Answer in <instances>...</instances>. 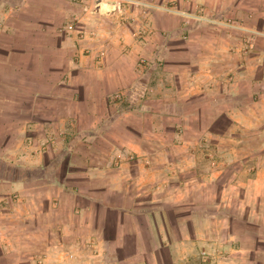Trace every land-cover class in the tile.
<instances>
[{
  "label": "crops",
  "instance_id": "1",
  "mask_svg": "<svg viewBox=\"0 0 264 264\" xmlns=\"http://www.w3.org/2000/svg\"><path fill=\"white\" fill-rule=\"evenodd\" d=\"M169 1L0 0V264H187L171 246L207 239L173 240L165 212L188 210L192 180L236 176L198 172L206 133L264 150V0ZM238 159L264 181L262 154L222 164Z\"/></svg>",
  "mask_w": 264,
  "mask_h": 264
},
{
  "label": "rangeland",
  "instance_id": "2",
  "mask_svg": "<svg viewBox=\"0 0 264 264\" xmlns=\"http://www.w3.org/2000/svg\"><path fill=\"white\" fill-rule=\"evenodd\" d=\"M138 2L134 3V7L138 8L139 6L145 10L157 9V6H161L164 0H138ZM166 6V11L170 15L181 14L180 10L182 9L180 6L182 4H180V0L166 2ZM183 7H186L191 16H194L187 17L193 28L198 23L203 29L207 28L206 30L211 31L210 28L213 24L206 22L205 19L195 18V16L203 17L199 14L198 8L193 5H183ZM204 7L206 6L204 5ZM205 13L208 15L209 11L207 10ZM231 17L233 18L232 15ZM232 18L227 15L223 22L231 25L234 21ZM214 25L220 26L218 24ZM245 42L246 48L252 50L253 42L247 39ZM142 61L139 63L140 68L145 66L146 63L145 60ZM123 100L124 98L121 102ZM222 128L226 130L227 127L224 125ZM206 134L207 136L205 135L203 138V147L195 151L200 161L197 166L198 172L207 174L212 173L213 169H216V173L229 170L235 172L236 176L233 180L232 177L228 178L226 175L223 178L208 177L200 179L198 182L195 179L190 182L193 191L195 192V189H197V195L187 199V211H180L177 207L165 212L166 222L168 223L166 232L169 236L171 235L173 240H176L182 234L184 237L192 239L201 233L207 239L200 244H197L195 240L191 241L190 244H173L170 249L172 252H176L177 255L178 251L183 252L186 256L188 255L187 264H264V190H261L264 189V181L260 182L253 179L256 165L252 167L249 164L240 162L239 159L229 165L222 164L223 159H226L229 155L237 158L244 156L254 158L259 157L261 154L264 156V150L260 154L258 149H248L249 154L246 155L247 151L243 149L244 141L254 146L261 136L256 138V133H244L243 131L235 132L232 137H229L226 131L217 132L218 135L214 134L213 136ZM229 140L235 141L236 144L238 142L237 146H240V149H237L234 154H229L226 144L221 143V141L230 143ZM214 142L216 146H214ZM221 145L225 147L223 148ZM194 171L196 170L194 169ZM189 180L191 181L190 176ZM198 207L201 210H198ZM195 220H198V222H195ZM201 222H203V226H201ZM157 246L159 247L161 244L159 243ZM17 247H19V244ZM156 249L161 251V249ZM235 250L240 252H234ZM177 257L174 260L175 264L183 261L180 260L179 256ZM75 260L74 255L72 257L66 255L63 260L59 261L46 258L34 261L26 259V261L15 260L14 264H67Z\"/></svg>",
  "mask_w": 264,
  "mask_h": 264
},
{
  "label": "built area",
  "instance_id": "3",
  "mask_svg": "<svg viewBox=\"0 0 264 264\" xmlns=\"http://www.w3.org/2000/svg\"><path fill=\"white\" fill-rule=\"evenodd\" d=\"M119 1H120V0H119ZM119 5H121V2L119 3ZM69 29H70V30L73 29V25H70V26H69ZM142 62H144V61H142ZM122 98H123V95H121V94H116V95H114V96L112 97L111 101H112L113 103L121 102Z\"/></svg>",
  "mask_w": 264,
  "mask_h": 264
}]
</instances>
